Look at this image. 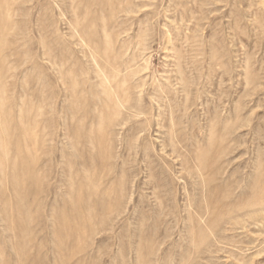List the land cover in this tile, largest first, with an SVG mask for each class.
Returning <instances> with one entry per match:
<instances>
[{
	"label": "rangeland",
	"instance_id": "rangeland-1",
	"mask_svg": "<svg viewBox=\"0 0 264 264\" xmlns=\"http://www.w3.org/2000/svg\"><path fill=\"white\" fill-rule=\"evenodd\" d=\"M0 89V264H264V0H0Z\"/></svg>",
	"mask_w": 264,
	"mask_h": 264
},
{
	"label": "bare ground",
	"instance_id": "bare-ground-1",
	"mask_svg": "<svg viewBox=\"0 0 264 264\" xmlns=\"http://www.w3.org/2000/svg\"><path fill=\"white\" fill-rule=\"evenodd\" d=\"M1 90V89H0ZM21 107V106H20ZM21 110V109H20ZM31 129V128H30ZM35 129V128H34ZM41 133V132H40ZM4 134V133H3ZM35 139V138H34ZM23 147V146H22ZM9 155V154H8ZM6 161V160H5ZM25 179V178H24ZM90 181V180H89ZM92 184V183H91ZM15 186V185H14ZM14 191V190H13ZM78 194V193H77ZM89 200V199H88ZM88 205V204H87ZM88 211V210H87ZM65 212V211H64ZM32 219V218H31ZM87 219V218H86ZM91 219V218H90ZM11 220V219H10Z\"/></svg>",
	"mask_w": 264,
	"mask_h": 264
}]
</instances>
